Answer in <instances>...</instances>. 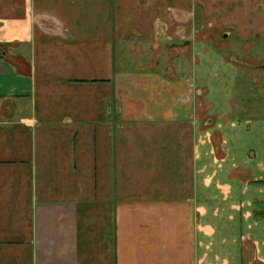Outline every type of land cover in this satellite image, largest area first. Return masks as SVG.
Instances as JSON below:
<instances>
[{"label":"crops","instance_id":"0c3cea01","mask_svg":"<svg viewBox=\"0 0 264 264\" xmlns=\"http://www.w3.org/2000/svg\"><path fill=\"white\" fill-rule=\"evenodd\" d=\"M216 30L264 40V0H0V264H264V177L141 61Z\"/></svg>","mask_w":264,"mask_h":264},{"label":"rangeland","instance_id":"374dc122","mask_svg":"<svg viewBox=\"0 0 264 264\" xmlns=\"http://www.w3.org/2000/svg\"><path fill=\"white\" fill-rule=\"evenodd\" d=\"M201 34L202 43L194 49L185 41L179 46L155 48L151 57L148 50L141 61L173 67L179 59L186 73L194 70L197 112L203 129L225 132L232 157L228 162L230 170L234 168L232 163L240 164L252 180H257L264 177L260 166L264 163V69L260 66L264 63V40L249 45L220 38L217 30ZM210 138L213 142L222 140L221 132L215 131ZM228 166L224 165L219 177L227 175ZM240 173L239 170L235 175ZM249 195L258 196L255 182H251Z\"/></svg>","mask_w":264,"mask_h":264},{"label":"flooded vegetation","instance_id":"af4514ba","mask_svg":"<svg viewBox=\"0 0 264 264\" xmlns=\"http://www.w3.org/2000/svg\"><path fill=\"white\" fill-rule=\"evenodd\" d=\"M263 65H264V63L262 65H260V66L264 69Z\"/></svg>","mask_w":264,"mask_h":264},{"label":"water","instance_id":"95a60500","mask_svg":"<svg viewBox=\"0 0 264 264\" xmlns=\"http://www.w3.org/2000/svg\"><path fill=\"white\" fill-rule=\"evenodd\" d=\"M263 67H264V65H263Z\"/></svg>","mask_w":264,"mask_h":264}]
</instances>
